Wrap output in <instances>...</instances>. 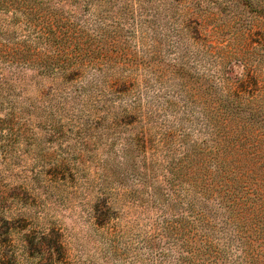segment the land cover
<instances>
[{"label": "rangeland", "instance_id": "374dc122", "mask_svg": "<svg viewBox=\"0 0 264 264\" xmlns=\"http://www.w3.org/2000/svg\"><path fill=\"white\" fill-rule=\"evenodd\" d=\"M0 6V264H264V0Z\"/></svg>", "mask_w": 264, "mask_h": 264}, {"label": "trees", "instance_id": "16d2710c", "mask_svg": "<svg viewBox=\"0 0 264 264\" xmlns=\"http://www.w3.org/2000/svg\"><path fill=\"white\" fill-rule=\"evenodd\" d=\"M6 6V10L10 7L11 3L8 0H0V6ZM42 259L48 261L50 264L52 263V253H41Z\"/></svg>", "mask_w": 264, "mask_h": 264}]
</instances>
